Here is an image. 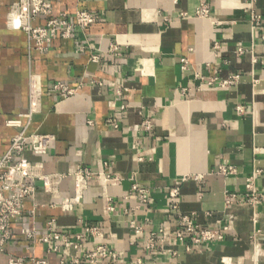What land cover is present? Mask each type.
Returning a JSON list of instances; mask_svg holds the SVG:
<instances>
[{
	"label": "crops",
	"instance_id": "0c3cea01",
	"mask_svg": "<svg viewBox=\"0 0 264 264\" xmlns=\"http://www.w3.org/2000/svg\"><path fill=\"white\" fill-rule=\"evenodd\" d=\"M18 1L0 0V160L19 131L8 121L20 119L28 134L53 141L45 156L24 153L39 165L29 180L35 198L0 244V264H86L97 245L118 255L105 264H264V202L245 200L256 170L262 174L255 185L264 191V0H50L56 16L73 20L77 9H86L97 22L57 38L45 53L31 48L26 32L9 27ZM201 3L211 8L208 18L196 16ZM253 13L261 16L258 24ZM234 75L240 81L233 86L205 81ZM32 79L41 103L29 120ZM58 82L79 87L77 93L61 99L53 90ZM222 166L236 174H221ZM79 168L93 176L66 209ZM51 175L64 178L46 191L38 177ZM135 184L150 191L147 204L132 193ZM175 187L178 209L169 195ZM229 194L237 196L231 204ZM3 195L9 191L0 182ZM179 214L228 232L187 252L175 236ZM51 223L70 239L84 235L82 248L42 242ZM88 227L103 237L93 238ZM151 234L156 247L150 250Z\"/></svg>",
	"mask_w": 264,
	"mask_h": 264
},
{
	"label": "built area",
	"instance_id": "2783aa9c",
	"mask_svg": "<svg viewBox=\"0 0 264 264\" xmlns=\"http://www.w3.org/2000/svg\"><path fill=\"white\" fill-rule=\"evenodd\" d=\"M81 2V0H77ZM211 14V8L206 3H201L196 16L200 18H208ZM186 14H184L185 16ZM41 17L47 18L45 25H35L37 20ZM261 16L253 13L252 21L258 24ZM97 22V16L86 9H77L74 13V19L71 20L67 13L54 15L53 2L50 0H19L15 3L9 12L8 25L14 30H23L29 36L32 47L41 53L48 51L49 46L57 38L69 39L72 37L75 29H87ZM264 38V37H263ZM117 46L112 47V51H118ZM239 54H244L245 50L239 48ZM120 56L121 53H118ZM92 62H98L99 57L92 56ZM185 65L186 60H182ZM204 79V78H202ZM209 85H214L219 82L220 87H228L237 85L240 81L239 75H234L227 80L218 81L217 79L205 80ZM30 112L29 120L34 113L40 109L41 96L39 93L37 82L32 79L30 83ZM79 87H71L63 82H58L53 85V90L58 96L65 100L74 96ZM8 126L18 128L19 131L11 140V145L6 155L0 160V182L4 188L9 191L8 196H0V244H5L11 235V226L18 221L23 214V209L26 201L33 200L36 193V185L34 181V173L39 169V165L31 164L25 157L24 153L30 149L33 154L37 156H45L53 141V137L41 135L37 133L28 134L27 127L23 126L20 119L11 120L7 123ZM150 129V124H146ZM220 173L223 175H234L236 169L234 167L222 166ZM261 170H256L246 181L245 200L255 206L264 202V191L259 190L255 185V179L261 175ZM75 175L76 181V196L67 199L63 202L64 208H70L74 203L78 202L79 197L84 192L88 180L91 179L93 173L87 169L79 168ZM64 176L51 175L38 177L43 183V188L46 191H53L61 182ZM134 193L142 204L149 202L150 191L138 184L132 188ZM170 198L173 201V208H179L180 191L175 187L169 191ZM237 200V196L229 194L227 203L231 204ZM110 209H113L110 207ZM139 232V228H136ZM87 234L92 235L95 239H101L103 236L100 230L96 227H88ZM228 232V227L223 226L219 229H211L209 227L200 226L197 224L192 215H178V230L176 232V239L179 244L184 247L187 252L200 250L202 245L213 241H221L224 235ZM30 238L33 233H29ZM62 240L66 242L71 248L80 250L81 244L84 240V235H79L75 239H70L68 236H62L53 231L52 223L50 224L49 232L41 237L42 242H50V240ZM156 247V237L154 234L149 236L147 244L148 249ZM118 255L109 250L105 245H97L85 256L86 264H105L106 261L117 262ZM35 264H46L44 261H33ZM72 263H77L73 261ZM9 264H24L23 259H11ZM65 264V263H62Z\"/></svg>",
	"mask_w": 264,
	"mask_h": 264
}]
</instances>
